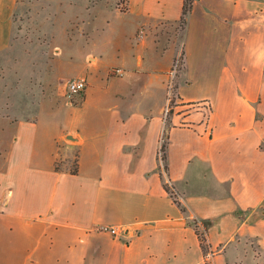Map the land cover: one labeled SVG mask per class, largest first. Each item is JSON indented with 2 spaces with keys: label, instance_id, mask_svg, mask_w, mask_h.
Returning a JSON list of instances; mask_svg holds the SVG:
<instances>
[{
  "label": "crops",
  "instance_id": "obj_1",
  "mask_svg": "<svg viewBox=\"0 0 264 264\" xmlns=\"http://www.w3.org/2000/svg\"><path fill=\"white\" fill-rule=\"evenodd\" d=\"M113 8L137 48L135 63L117 66L124 69L118 88L105 77L109 66L96 94L86 75L76 112L107 97L119 104L107 100L109 115L73 119L51 148L37 124L18 123L5 138L0 264H264V0H194L185 15L184 0H126L124 11ZM180 53L178 99L196 109L167 121L160 111ZM134 97L141 110H131ZM153 98L155 115L143 110ZM203 102L207 122L197 107ZM164 132L166 169L157 160ZM61 144L76 153V173L56 169Z\"/></svg>",
  "mask_w": 264,
  "mask_h": 264
},
{
  "label": "rangeland",
  "instance_id": "obj_2",
  "mask_svg": "<svg viewBox=\"0 0 264 264\" xmlns=\"http://www.w3.org/2000/svg\"><path fill=\"white\" fill-rule=\"evenodd\" d=\"M6 2L0 0V155L4 154L3 147H8L5 138L19 131L18 123L37 124V133L51 148L52 139L61 128L70 126L73 119L86 114L109 115L111 104L107 100L115 105L121 98L107 97L104 102H92L88 108L76 112L89 86L86 75L94 81L96 94L107 68L112 66L105 77L113 88H118L121 76L114 75V69L121 68L117 66L124 62L134 64L132 55L137 52L129 40L124 16L113 8L125 9L126 0H14L13 6L5 8ZM155 54L148 41L145 57L151 65ZM177 57V71L173 80L172 67L169 71L160 111L167 121L173 115H185L188 110L196 109L195 105L184 108L179 102L176 77L181 69L182 53ZM162 62L168 63L167 53L162 55ZM76 78L86 80V89L69 97L67 84ZM170 84L172 97L166 112ZM117 96L123 97L119 92ZM139 99L131 100L134 104L131 110L142 109ZM145 102L143 110H151L153 115L158 113L156 98ZM197 107L201 109L203 122H207L209 104L203 102ZM66 140L68 144L73 142ZM163 145H167L166 132L159 136L157 150V160L164 169L165 151L159 153ZM75 161L76 153L61 144L56 169L65 167L73 172Z\"/></svg>",
  "mask_w": 264,
  "mask_h": 264
},
{
  "label": "built area",
  "instance_id": "obj_3",
  "mask_svg": "<svg viewBox=\"0 0 264 264\" xmlns=\"http://www.w3.org/2000/svg\"><path fill=\"white\" fill-rule=\"evenodd\" d=\"M194 0H184V10L186 13H188L191 9V6L193 4ZM179 64V58L177 57V59L175 60L173 66H172V70H171V79L173 80V78L175 77L176 71H177V66ZM114 75L117 76H122L124 74V70L122 68H115L113 71ZM86 80L84 78H76L71 80L68 84H67V95L69 97L71 96H75V95H79L81 94L83 91H85L86 89ZM172 84H170L169 86V98L167 99L166 102V112H168V107L170 105L171 102V91H172ZM160 155H162L161 153V148H160ZM167 185L169 182H166ZM109 232L112 234H118V230L116 228H110ZM199 237L202 239H204V243L206 244V239H205V233L203 230L198 232ZM210 255V251H208L207 256Z\"/></svg>",
  "mask_w": 264,
  "mask_h": 264
},
{
  "label": "trees",
  "instance_id": "obj_4",
  "mask_svg": "<svg viewBox=\"0 0 264 264\" xmlns=\"http://www.w3.org/2000/svg\"><path fill=\"white\" fill-rule=\"evenodd\" d=\"M120 9H121V11H124V10H125V9H123V8H120ZM185 14H186V12H185V10L183 9V15H185ZM184 22H185V19H184V16H183V17L181 18V20H180V26L183 25ZM161 151H162V152L165 151V145H163V146L161 147ZM164 158H165V155H164ZM165 169H166V167H165ZM72 173H76V170L73 171ZM164 187H165V190L168 191V192H170L171 196L173 197V191L170 190V187L167 185V183L164 185ZM173 200H174V202L180 207L181 211H182V212H185V209L180 205V203L177 201V199H176V198H173ZM200 240H201V248H202L203 252L206 253L207 250H208V247H207V245L204 243V239H203V238H202V239L200 238Z\"/></svg>",
  "mask_w": 264,
  "mask_h": 264
},
{
  "label": "water",
  "instance_id": "obj_5",
  "mask_svg": "<svg viewBox=\"0 0 264 264\" xmlns=\"http://www.w3.org/2000/svg\"><path fill=\"white\" fill-rule=\"evenodd\" d=\"M67 137V139H70V140H74L75 138L73 137V136H71V135H68V136H66Z\"/></svg>",
  "mask_w": 264,
  "mask_h": 264
}]
</instances>
